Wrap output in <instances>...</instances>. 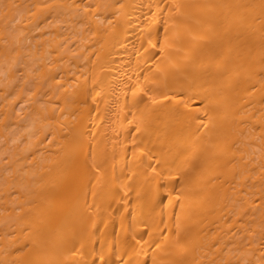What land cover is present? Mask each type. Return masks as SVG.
I'll use <instances>...</instances> for the list:
<instances>
[{"label":"bare ground","instance_id":"1","mask_svg":"<svg viewBox=\"0 0 264 264\" xmlns=\"http://www.w3.org/2000/svg\"><path fill=\"white\" fill-rule=\"evenodd\" d=\"M0 264H264V0H0Z\"/></svg>","mask_w":264,"mask_h":264}]
</instances>
